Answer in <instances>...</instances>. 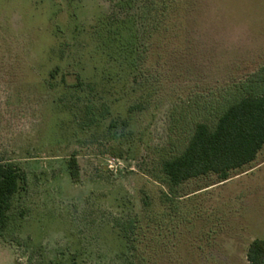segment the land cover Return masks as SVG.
I'll return each mask as SVG.
<instances>
[{
  "label": "rangeland",
  "instance_id": "rangeland-1",
  "mask_svg": "<svg viewBox=\"0 0 264 264\" xmlns=\"http://www.w3.org/2000/svg\"><path fill=\"white\" fill-rule=\"evenodd\" d=\"M169 1L0 0V161L25 176L0 264H248L264 240V147L225 181L160 169L264 87V0Z\"/></svg>",
  "mask_w": 264,
  "mask_h": 264
},
{
  "label": "trees",
  "instance_id": "trees-1",
  "mask_svg": "<svg viewBox=\"0 0 264 264\" xmlns=\"http://www.w3.org/2000/svg\"><path fill=\"white\" fill-rule=\"evenodd\" d=\"M170 19L178 14V0H170ZM173 20V19H172ZM172 21L170 26L174 28ZM264 147V87L228 105L210 128L197 124L184 149L177 157L161 164V173L177 186L209 174L225 181L233 171L252 163ZM71 180L79 178L77 160L67 163ZM25 176L13 162L0 161V236L8 227L13 197L18 193ZM248 264H264V240H253L247 249Z\"/></svg>",
  "mask_w": 264,
  "mask_h": 264
},
{
  "label": "crops",
  "instance_id": "crops-1",
  "mask_svg": "<svg viewBox=\"0 0 264 264\" xmlns=\"http://www.w3.org/2000/svg\"><path fill=\"white\" fill-rule=\"evenodd\" d=\"M255 159H256V158H255ZM254 161H255V160H254ZM254 161H253V162H254ZM250 164H251V163H250Z\"/></svg>",
  "mask_w": 264,
  "mask_h": 264
}]
</instances>
